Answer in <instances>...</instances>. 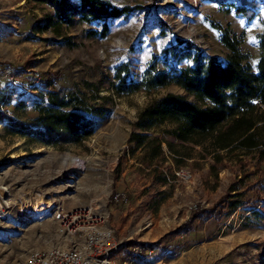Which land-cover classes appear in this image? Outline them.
Segmentation results:
<instances>
[{
  "label": "rangeland",
  "instance_id": "1",
  "mask_svg": "<svg viewBox=\"0 0 264 264\" xmlns=\"http://www.w3.org/2000/svg\"><path fill=\"white\" fill-rule=\"evenodd\" d=\"M105 1L129 13L46 27L49 19L56 22L48 6L0 0V113L6 115L0 123V184L12 204L0 220V264H21L32 250L70 246L72 239L50 214L57 206L89 205L114 230L119 262L136 254V264H264L261 149L179 143L162 133L163 125L148 134L170 142L174 154L162 144L163 155L150 160L147 148L127 143L132 124L151 102L186 93L176 85L116 92L117 84H138L153 68H191L196 52L225 64L230 51L221 42L224 35L237 46L242 65L256 73L264 0L245 8L238 0ZM52 91L101 113L90 138L48 147L16 134V122L35 126ZM257 115L264 118L263 107ZM33 199L41 213L24 210ZM233 203L242 205L231 212ZM200 210L212 213L195 220ZM187 222L191 230L175 235Z\"/></svg>",
  "mask_w": 264,
  "mask_h": 264
},
{
  "label": "trees",
  "instance_id": "2",
  "mask_svg": "<svg viewBox=\"0 0 264 264\" xmlns=\"http://www.w3.org/2000/svg\"><path fill=\"white\" fill-rule=\"evenodd\" d=\"M27 1L46 5L52 10L56 22L53 25V20L49 19L46 27H72L77 23L106 22L129 13L128 8L115 7L105 0H79L78 3L71 0ZM208 1L219 5L226 2ZM238 2L244 8L255 4L253 0ZM221 42L230 51L225 64L218 62L215 57H206L196 52L192 56L191 68H173L170 71H157L153 68L144 73L138 84L124 85L122 88L121 84H117L116 92L120 94L169 85H176L186 93L184 96L168 94L148 104L132 124L133 130L127 140L128 144L133 143L134 149L147 148V158L150 160L163 155L162 144L173 153L170 142L148 134L149 131L165 125L167 128L162 133L176 142L199 145L208 140L217 151L231 150L234 147L260 148L259 157L263 159L264 118L257 115V111L264 108V33L259 43L256 73L242 65L243 57L228 36H222ZM178 43L185 44L180 40ZM100 116L101 113L88 108L79 98H60L52 91L47 98V104L38 108L35 126H26L21 122H16L13 126L17 127L16 134L43 146L79 145L95 133V117ZM4 120L6 115L0 113V123ZM115 195L116 193L111 194L110 201ZM241 205L242 203L230 204L231 212ZM211 213L210 210H200L194 219L204 216L207 218ZM189 230L191 227L187 222L174 234H187ZM122 249L124 251L126 248Z\"/></svg>",
  "mask_w": 264,
  "mask_h": 264
},
{
  "label": "built area",
  "instance_id": "3",
  "mask_svg": "<svg viewBox=\"0 0 264 264\" xmlns=\"http://www.w3.org/2000/svg\"><path fill=\"white\" fill-rule=\"evenodd\" d=\"M11 206L8 190L0 184V220L6 218ZM95 207L67 210L57 206L50 217L58 224L59 232L72 239L70 246L29 251L21 264H136V254L120 262L115 259L120 243L107 225L106 216Z\"/></svg>",
  "mask_w": 264,
  "mask_h": 264
},
{
  "label": "bare ground",
  "instance_id": "4",
  "mask_svg": "<svg viewBox=\"0 0 264 264\" xmlns=\"http://www.w3.org/2000/svg\"><path fill=\"white\" fill-rule=\"evenodd\" d=\"M32 201H33V205L30 204L28 200L23 203L24 204V210H26V212L33 211L36 213H41L44 210V209L42 210L43 207L41 209H39L38 208L39 202L37 204H34V201H36V200L33 199Z\"/></svg>",
  "mask_w": 264,
  "mask_h": 264
}]
</instances>
